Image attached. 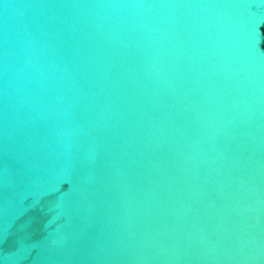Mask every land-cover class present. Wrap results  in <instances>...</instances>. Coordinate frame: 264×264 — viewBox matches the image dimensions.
I'll list each match as a JSON object with an SVG mask.
<instances>
[{
	"label": "water",
	"instance_id": "1",
	"mask_svg": "<svg viewBox=\"0 0 264 264\" xmlns=\"http://www.w3.org/2000/svg\"><path fill=\"white\" fill-rule=\"evenodd\" d=\"M0 228V264H264V0H0Z\"/></svg>",
	"mask_w": 264,
	"mask_h": 264
},
{
	"label": "snow or ice",
	"instance_id": "2",
	"mask_svg": "<svg viewBox=\"0 0 264 264\" xmlns=\"http://www.w3.org/2000/svg\"><path fill=\"white\" fill-rule=\"evenodd\" d=\"M256 34L255 31H253V43H255ZM0 239H3V230L0 228Z\"/></svg>",
	"mask_w": 264,
	"mask_h": 264
}]
</instances>
